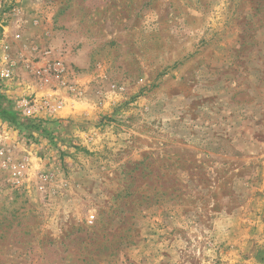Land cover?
Masks as SVG:
<instances>
[{
  "label": "rangeland",
  "instance_id": "1",
  "mask_svg": "<svg viewBox=\"0 0 264 264\" xmlns=\"http://www.w3.org/2000/svg\"><path fill=\"white\" fill-rule=\"evenodd\" d=\"M0 264H264V0H0Z\"/></svg>",
  "mask_w": 264,
  "mask_h": 264
},
{
  "label": "trees",
  "instance_id": "2",
  "mask_svg": "<svg viewBox=\"0 0 264 264\" xmlns=\"http://www.w3.org/2000/svg\"><path fill=\"white\" fill-rule=\"evenodd\" d=\"M3 113L8 114L9 112L7 110H4ZM41 122H38L36 125H32L33 129H40Z\"/></svg>",
  "mask_w": 264,
  "mask_h": 264
}]
</instances>
